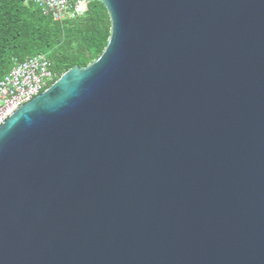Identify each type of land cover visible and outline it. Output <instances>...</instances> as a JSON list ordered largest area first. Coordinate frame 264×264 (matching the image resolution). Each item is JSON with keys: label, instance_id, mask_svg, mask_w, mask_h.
Masks as SVG:
<instances>
[{"label": "water", "instance_id": "obj_1", "mask_svg": "<svg viewBox=\"0 0 264 264\" xmlns=\"http://www.w3.org/2000/svg\"><path fill=\"white\" fill-rule=\"evenodd\" d=\"M85 1L103 54L0 128V264H264V0Z\"/></svg>", "mask_w": 264, "mask_h": 264}, {"label": "trees", "instance_id": "obj_2", "mask_svg": "<svg viewBox=\"0 0 264 264\" xmlns=\"http://www.w3.org/2000/svg\"><path fill=\"white\" fill-rule=\"evenodd\" d=\"M111 36V18L101 1L88 4L75 20L55 22L24 0H0V78L20 62L45 55L58 79L74 67L85 68L104 52Z\"/></svg>", "mask_w": 264, "mask_h": 264}, {"label": "built area", "instance_id": "obj_3", "mask_svg": "<svg viewBox=\"0 0 264 264\" xmlns=\"http://www.w3.org/2000/svg\"><path fill=\"white\" fill-rule=\"evenodd\" d=\"M34 4L41 14L55 22L75 20L88 11L85 0H24ZM58 80L45 55H35L20 62L14 60L11 70L0 78V128L22 106L49 89Z\"/></svg>", "mask_w": 264, "mask_h": 264}]
</instances>
